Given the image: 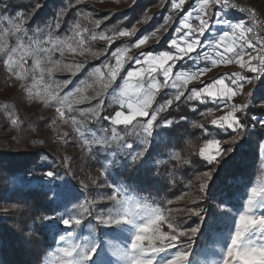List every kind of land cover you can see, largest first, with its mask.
I'll return each mask as SVG.
<instances>
[{
  "label": "trees",
  "instance_id": "obj_1",
  "mask_svg": "<svg viewBox=\"0 0 264 264\" xmlns=\"http://www.w3.org/2000/svg\"><path fill=\"white\" fill-rule=\"evenodd\" d=\"M101 1L105 0H0V15L16 18L17 14H22L28 29L48 28L58 35L68 34L78 26L86 34L84 39L88 48L107 56L150 33L165 13V8L154 12L130 37L107 44L92 39V34L115 35L123 29L133 28L158 0H128L131 4L120 11L95 4ZM57 20L59 28L56 27ZM172 34L173 30L169 29L156 43L140 49L138 54L169 49ZM99 63V59L92 60L85 64L83 71ZM179 63L173 68H179ZM202 86L187 87L179 101L174 100L166 111L161 112L150 144L140 152L144 154H136L135 160L123 159L117 170L126 186L157 206L168 223L185 232L197 228L195 236H182L178 243L192 258L215 233L227 230L233 223L241 201L252 185L260 163L259 146L264 142V125L260 124L264 106L246 108L237 113L244 125V134L237 142L227 130L224 132L208 123L201 127L196 123L203 119L204 111L217 110L221 106L206 97L204 103L188 99L189 89ZM4 87V76L0 75V91ZM166 92V89L159 91L153 105L169 99ZM11 101L15 123L0 111V264H43L53 244L50 239L52 222L51 219L45 220L55 212L53 199L44 187L18 186L14 179L17 176L37 179L48 171V167L42 164L51 152L45 147L49 142L44 134L50 116L27 110L19 97ZM116 110L113 109L111 114ZM165 120L173 123L164 125ZM211 138L221 144L222 155L218 163H209L200 154L203 143ZM229 148L233 151L228 154ZM79 165V161L74 164L77 174L89 179L88 168L94 170V166L89 163L82 170ZM202 185L205 186L203 192L200 190ZM189 208L199 210V215H188Z\"/></svg>",
  "mask_w": 264,
  "mask_h": 264
},
{
  "label": "rangeland",
  "instance_id": "obj_2",
  "mask_svg": "<svg viewBox=\"0 0 264 264\" xmlns=\"http://www.w3.org/2000/svg\"><path fill=\"white\" fill-rule=\"evenodd\" d=\"M165 2L170 4V0H158L157 4L148 10L147 15L141 22H137L129 30L123 29L121 31L133 34V29L136 30L148 20L150 15L161 10L160 8ZM232 2L253 10L264 19V0H232ZM95 4L101 8L110 7L120 11L128 7L131 1L105 0ZM11 18L15 22H19L16 18ZM23 29L28 33L26 38L23 37V33H15L13 25L7 20L0 23V45H6L8 49L23 45V49L15 54L14 59H19L24 51H29V54L25 56L27 73H24L19 67L13 66L15 72H20L24 79H20L13 71H9L8 66L4 63L8 57L0 54V75L4 76L5 85L4 89L0 91V111L13 123L16 116L11 100L19 97L27 110L39 111L50 116V120L44 128V134L47 135L49 142V145L45 147L49 148L51 152L46 155L42 165L43 167L47 166L48 171H54L55 175L46 177L45 173L48 172L46 171L44 175H40L37 179L32 177L22 178L21 176L14 179V183L18 186L44 187L53 199L55 212L52 216L53 219H51L53 231L50 234L53 244L46 254L43 264H127L122 257L114 253L117 249L126 250L133 238L135 228L142 222H148V216L143 211L144 206H148L149 209H157L158 207L149 203L145 198L134 194L118 177L117 170L120 169L123 159L133 158L150 144L152 133L148 138V142L145 143L142 129L137 124V121H146L147 118L144 117H137L136 121H133V124H137L135 130L132 126L112 125L109 121L103 119L104 116H114L116 111L128 114V98H124V105L121 106L119 102L120 92L123 90L127 72L138 67L135 60L127 61L124 64L117 80L113 82L106 94L103 93L101 77L98 73H95V69L100 67L106 73L107 70L103 69L102 66L105 63L113 66L116 64V59L112 53L117 50L123 52L125 59L127 56H131L142 60L143 56L138 54V51L156 43L158 40L150 34L147 36L149 39L145 44L136 47L135 45L139 39L135 44L118 48L106 56L101 51L88 48L84 39L86 34L78 26H75L68 34L64 35L55 34L48 28L30 30L23 25ZM77 31L80 33L79 36L76 35ZM100 34L111 37L112 41L132 35L120 36L119 33L106 35L103 32H94L91 38L95 35L96 39L94 40L109 44L107 39L100 38ZM18 36L22 38L18 39ZM46 40L50 42L44 43ZM81 40L83 41L82 44L80 43ZM40 48L49 49V51H40ZM73 48L75 51H72ZM61 50L63 54H61ZM251 50L255 55L256 51ZM93 53L99 55H93ZM96 59H99L100 63L84 72L85 64ZM77 65L81 66L79 70H77ZM49 68L53 69L51 73L48 72ZM143 79L148 81L147 76ZM157 79L160 83H163V75H158ZM66 81L67 83H65ZM145 87H147V83ZM245 87L241 89V92L239 91V95L236 94L232 97V101L227 103L229 105L249 103L247 108L259 107L253 103L251 96L244 95L246 94L244 92L247 91ZM186 88L183 86L177 89L168 86L159 91L166 89L169 99H173L178 91L183 92ZM192 90L189 89L188 97L191 95ZM52 95H55L56 98L51 99ZM129 95L133 94L130 92ZM101 99L104 100V104L99 118L86 112L89 108H95ZM169 99L156 105H153V100L149 111L165 105ZM242 99H244V102ZM76 101L80 102L76 103ZM213 102L220 103L221 108L204 111L203 119L196 123L201 127L208 123L225 132L226 129H222L218 125H212L211 121L227 115L230 107H225L223 101ZM113 109L117 110L111 114ZM61 112H63V116ZM209 112H211V115L208 114ZM234 115L237 116V113H234ZM113 127H116L119 136L123 140L112 139L111 129ZM227 131L231 132L233 137H236V132L231 129ZM100 138H107L110 143L100 145L92 143ZM85 140L90 143L86 144ZM212 140L217 141L214 138L208 139L201 148ZM219 145L221 149L220 142ZM212 151L215 152L214 149ZM202 157L207 160L205 156ZM78 161L80 162L79 168L82 170H85L89 163L94 166V170H91V167L88 168L89 179L77 174L74 164L77 165ZM72 162L74 164H71ZM253 187L258 191L264 189V159L261 158V155L252 185L245 199L241 201V207L231 226L225 231L215 233L210 242L200 250L196 257L192 258L188 251L183 250L177 244L174 248L160 253L156 257V264H166L167 260L174 256L177 251L186 252L184 264H223V257L231 242V235L235 231V222L239 215L244 212ZM117 192H119V195H117ZM113 195H117V199L126 203L117 204L115 200H110L109 197ZM137 204L141 206L140 210L136 208ZM125 209L132 215L127 222L104 225L98 219L101 217L107 219L108 216L118 218L119 215L125 214ZM263 209V205L258 201L254 212L264 214ZM138 211L139 215L136 214ZM160 214L163 216L161 211ZM63 218H71L72 223L65 226L61 223ZM77 218L81 219L79 225L74 222ZM151 218L155 219V217ZM168 225L169 223L165 218L158 223L162 232L171 233ZM61 236L64 237L63 241L60 240ZM251 238L257 239L255 236ZM147 243L148 241L145 240L144 244ZM156 243L158 244L159 241H156ZM74 248L76 250L71 257L65 255V251L70 252ZM91 248H95V251L91 253L90 258L85 259L81 249ZM233 264H237V262L234 261Z\"/></svg>",
  "mask_w": 264,
  "mask_h": 264
},
{
  "label": "snow or ice",
  "instance_id": "obj_3",
  "mask_svg": "<svg viewBox=\"0 0 264 264\" xmlns=\"http://www.w3.org/2000/svg\"><path fill=\"white\" fill-rule=\"evenodd\" d=\"M185 3L186 0H172L173 11H182ZM213 5H215V9H213ZM4 7H6V5H4ZM236 7L237 5L233 3L232 0H199L196 8L193 9L192 12H188V14L181 19L180 26L176 28V33L179 34V39L174 38L170 41V47L176 49L174 53L163 51L158 55H155L149 52L147 54H142L143 59L141 60L138 58H133L131 56H127V58L125 59V56L121 50L113 52L112 55L116 59V64L114 66L105 63L102 68L107 70L106 73L102 71L100 67L95 69V73H98L101 77L103 93L106 94L107 90L112 86L113 82L117 80L120 72L124 68V64L127 61L135 60V64L138 67L127 72L123 90L120 92L119 102L121 106L124 105V98H128V114L126 115L122 111H116L114 116H104L103 119L109 121L112 125L132 126L133 130L137 128L138 124L139 128L142 129V132L144 134V142L147 143L154 126H158L157 122L159 114L166 111L167 108L172 105L173 99L175 101H179L181 99V96L184 95L183 92L178 91V94H176L173 99H169L165 105H161L160 107L154 108L149 111L156 93L160 89L168 86L179 89L181 85L177 84V81L183 79V83L187 84L189 79H196L203 72L209 70L207 68L197 69V71L192 73L191 76H188V74L185 72H177L175 74V79H172L173 67L177 62L183 60L186 57H189L190 54L197 51L201 44L200 36L203 35L209 28L210 17L214 15L218 16L221 10ZM239 10L248 11L250 19L254 24L259 23L260 26H264V22H257L256 13L253 10H245L243 8H240ZM193 12L195 13V19L198 21V24H196L195 26L191 22L193 18ZM170 19L171 17L166 18L164 24L160 27L164 28V25L168 24ZM4 20H7L10 24L13 25L15 33H23V37L25 38L28 36L27 31L23 29L24 20L22 18V14H17L16 20L19 21L18 23L9 16L0 15V23H2ZM225 23L227 22L225 21ZM96 24L98 26L99 21H97ZM56 27H60L59 20H57L56 22ZM228 28L231 29V33L226 31L219 37V40L216 41L215 44L209 45L210 49L216 52L217 58H212L210 53H204L202 59H211L213 65L219 63L231 64L235 62L239 64L241 69H245L248 72L264 74V38L256 37V41L259 44V48H257V43H253V41L248 39L246 35V33L252 32L253 29L246 28L243 22L228 24ZM185 29L187 31H185ZM164 30L167 31V29ZM135 31L136 30L133 29V32ZM157 31H159V29ZM131 34L132 33H129L127 31L119 32L120 36H127ZM76 35L79 36L80 33L77 31ZM152 36L156 37L157 40H159L157 32H153ZM237 37L241 41L238 45ZM20 38L22 37L18 36V39ZM100 38L107 39L109 41V44L112 43V38L106 37L104 34H100ZM92 39H96V36L93 35ZM148 39L149 37L145 36L144 38L140 39L135 46L139 47L140 45L145 44ZM181 41L183 42L184 46H181ZM49 42V40L44 41V43ZM80 43L82 44L83 41L81 40ZM221 47H223V51L219 50ZM21 49H23V45H18L16 48L10 49H8L6 45H0V54L8 57L4 61V63L8 66L9 71H13L15 75H17L20 79H24V76L21 75L20 72H15V68L13 67H19L24 73H27L28 71L25 67V56L29 54V51H24L23 55H21L19 59H14L15 54ZM247 49H254L256 51V54L251 55L250 53H248ZM39 50L45 52L49 51V49L44 48H40ZM72 51H75V49L73 48ZM61 54H63L62 50ZM93 55L99 54L93 53ZM245 55L248 56L247 60L244 59ZM38 63L39 62L37 61V64ZM80 67V65H77V70H79ZM52 71V68L48 69L49 73H51ZM130 72L133 74L131 77H129ZM158 75H163V83H160L158 81ZM145 76L148 77V81H145L143 79V77ZM231 77V84L235 86L236 90H234L233 87H228L225 84L224 79H217L199 90L193 89L188 99H194L200 101L201 103H204L206 102L205 97H207L213 99L214 101H223L225 107H230V111H228L227 115L221 116L218 119H213L211 121V124L218 125L222 129H231L233 132H236L237 135L234 139V142H237L244 134V125L240 122V118L234 115V113L244 112L249 103L229 105L227 102L231 101L232 97L237 94V91L243 89V82L248 78L242 75L240 72L232 73ZM258 77L259 75L254 77V79L257 80ZM126 82L132 85L131 89L125 87ZM65 83H67V81ZM146 83L147 87H145ZM130 92L133 95H129ZM250 95L251 93H249V97ZM133 96L135 97L134 100ZM50 98L55 99L56 97L55 95H52ZM79 102L80 101H76V103ZM103 104L104 100L101 99L100 102L95 106V108H89L86 110V112L91 113L93 116L99 118ZM58 111H60V109H58ZM208 114L211 115V112H209ZM61 115L63 116V112H61ZM137 117H144L147 119L144 122L137 121V124H133V121H136ZM13 123H15V121H13ZM171 123H173V121L171 120H165L163 122V124L165 125H169ZM260 124L264 125V120H261ZM111 132L113 140H123V138L119 136L116 127H113L111 129ZM211 142V144H209V142L205 144V146L201 148L200 153L201 156H205L207 158L209 163H218L220 160L219 157L222 155L220 145L218 141L212 140ZM85 143L88 144L90 142L85 140ZM92 143H94L95 145H100L109 144L110 142L107 138H100L96 139ZM213 149L215 150L214 153L212 151ZM232 151L233 149L229 148L227 150V153L229 154ZM259 153L261 155V158L264 159V142L260 143ZM143 154L144 153H139L138 155ZM135 159L136 156H133V160ZM45 175L46 177H53L55 175V172L48 171L45 173ZM205 175L208 176L210 175V173H205ZM200 190L203 192L205 190V186L202 185ZM117 195H119V192H117ZM117 195H113L109 197V199L115 200L117 204L126 203L125 201L117 199ZM258 201H260L261 204L264 205V189L258 191L253 187L251 189V195L247 199V204L244 212H242L241 214L251 215L254 217H264V214H257L254 212V209L257 207ZM136 208L140 210L141 206L137 204ZM85 211H87V209H85ZM143 211L148 216V222H142L135 228L133 238L131 239L130 245H128L126 250L117 249L114 253L115 255L122 257L127 262V264H144V262H148V264H156V257L160 253L174 248L179 243L180 237L189 236V238H191V236H195L197 233V228H192L190 232H185L175 227L172 223H169L168 225L171 229V233L162 232L158 226V223L162 222L164 219L160 214V210L158 208L149 209L148 206H144ZM199 213V210L193 208L187 209V214L190 216H198ZM136 214L139 215V211ZM131 216L132 215L129 214L128 210L125 209V214L119 215L118 218H111L108 216L107 219H104L102 217L98 219L102 224L109 225L127 222V220ZM151 217H155V219H152ZM49 219H53V217H45V220ZM237 220L235 222V231L231 235V238L236 237V239L232 240V243L228 246L227 252L223 257V264H233L234 261L237 262V264H243V254L239 249L241 239L236 231ZM74 222L76 225H79L81 223V219L77 218ZM61 223L65 226H69L72 223V220L71 218H63L61 219ZM244 236L248 238L249 247L264 250V228L256 225L255 227L248 229ZM253 236H255L257 239H252L251 237ZM63 239L64 237L61 236L60 240L63 241ZM145 240L148 241L147 244H144ZM156 241H159V243L157 244ZM75 250L76 248L72 249V251L70 252L65 251V255L71 257ZM81 251L83 252L84 258L87 259L90 258L91 253L95 251V248L81 249ZM185 260L186 252L177 251L174 256L167 260L166 264H184Z\"/></svg>",
  "mask_w": 264,
  "mask_h": 264
},
{
  "label": "crops",
  "instance_id": "obj_4",
  "mask_svg": "<svg viewBox=\"0 0 264 264\" xmlns=\"http://www.w3.org/2000/svg\"><path fill=\"white\" fill-rule=\"evenodd\" d=\"M198 3H199V0H193L192 2H190V0H186V3L184 5L182 11H173L172 0H170V4L165 2V4L160 8V9H162L163 7L165 8V13L163 15L161 22L155 27L154 30H152L150 33H148L146 35H143L141 38H143L144 36H148L150 34L152 35L153 32H157V36L160 38L169 29H172L173 30L172 38L168 42L169 49L162 50L160 52L168 51L170 53H174L176 51V49L170 47V41L174 38L179 39V34L176 33V28L178 26H180L181 19L185 15H187L188 12H192L193 9L196 8ZM212 7H213V9H215V5H213ZM168 17H171V19L169 20V23L164 25V28H161L160 26L164 24L165 19ZM225 21L227 23H225ZM191 22L193 23L194 26L196 24H198V21L195 19V13L194 12H193V18H192ZM236 22H243L245 27L248 28V22H246L243 18L234 14L231 8L226 9V10H221L220 14L218 16L214 15V16L210 17L209 28L206 30V32L203 35L200 36L201 44H200L199 48L197 49V51L190 54L189 57H186L183 60H181L179 63V68H177V69L173 68L172 79H175V74L177 72H185L188 74V76H191L192 73L197 71V69L207 68V69H209L208 71L203 72L196 79H189L187 84L183 83V79L177 81V84L181 85V87H183V86L189 87L192 85L203 84V86L201 87V88H203L207 84L212 83L217 79H224V82L228 87L235 88V86H233L231 84L230 77H231L232 73L240 72L242 75H244L248 78L246 81L243 82V85L246 86L245 88L247 90L246 92H244V93H246L244 95L249 96V93H251L250 96L252 97L253 103L256 104V106L257 105L258 106H260V105L264 106V74L248 72L245 69H241L239 64H237L235 62H233L231 64L219 63L216 65H213L211 62V59H209V60L202 59L204 53H210L212 58H214V59L217 58L216 52L211 50L209 45L215 44V42L219 40V37L221 35H223L226 31L231 33V29L228 28V24L236 23ZM158 29H159V31H157ZM164 29H167V31H165ZM185 31H187V30L185 29ZM141 38H139V39H141ZM154 38H156V37H154ZM136 42H134L133 44H135ZM226 42H229V41H226ZM240 42L241 41L237 37V45ZM180 43H181V46H184L182 41ZM219 50L223 51V47H221ZM247 51H248V53L253 55V51L251 49H247ZM160 52L152 53V54L158 55ZM244 59L247 60L248 56L245 55ZM169 63H171V62H169ZM257 75H259V77L257 78V80H255L254 77H256ZM231 78H234V77H231ZM163 82H164V78H163ZM244 86H243V88H244ZM201 88H191V89L199 90ZM239 91L241 92V90H239ZM239 91H237V95L240 94ZM184 92L185 91H183V93ZM208 99L211 101H214L211 98H208ZM243 100L244 99H242V101ZM231 101H228V102L230 103ZM220 108H221V106H220ZM261 120H264V116L261 118ZM263 207H264V205H263Z\"/></svg>",
  "mask_w": 264,
  "mask_h": 264
},
{
  "label": "clouds",
  "instance_id": "obj_5",
  "mask_svg": "<svg viewBox=\"0 0 264 264\" xmlns=\"http://www.w3.org/2000/svg\"><path fill=\"white\" fill-rule=\"evenodd\" d=\"M152 59H156V58H152ZM132 75L133 74L130 72L129 77H131ZM125 87L131 89L132 85L126 82ZM211 143L212 142L209 141V144ZM256 225H259L261 228H264V217H254L251 215L241 214L237 220L236 231L241 239L239 249L243 254L242 256L243 264H264V250H261L259 248L249 247L248 238L244 236V234L248 231V229L253 228ZM234 239H236V237L231 238L230 244ZM144 264H148V262H144Z\"/></svg>",
  "mask_w": 264,
  "mask_h": 264
},
{
  "label": "built area",
  "instance_id": "obj_6",
  "mask_svg": "<svg viewBox=\"0 0 264 264\" xmlns=\"http://www.w3.org/2000/svg\"><path fill=\"white\" fill-rule=\"evenodd\" d=\"M236 5H237L236 8H231L233 13L236 14L237 16L243 18L246 22H248V28L253 29V31L248 32L246 35H247L248 39L253 41V43H257L256 37L264 38V26H260L259 23L254 24L253 21L250 19L248 11H240L239 10L240 8H243L245 10H248V9H246L243 6H240L238 4H236ZM256 19H257V22H264V19L258 13H256ZM257 48H259L258 43H257Z\"/></svg>",
  "mask_w": 264,
  "mask_h": 264
}]
</instances>
